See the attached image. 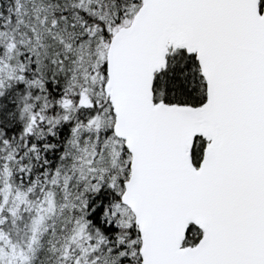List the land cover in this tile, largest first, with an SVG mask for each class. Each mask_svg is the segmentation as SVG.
<instances>
[{
	"label": "snow or ice",
	"instance_id": "1",
	"mask_svg": "<svg viewBox=\"0 0 264 264\" xmlns=\"http://www.w3.org/2000/svg\"><path fill=\"white\" fill-rule=\"evenodd\" d=\"M0 264H264V0H0Z\"/></svg>",
	"mask_w": 264,
	"mask_h": 264
}]
</instances>
